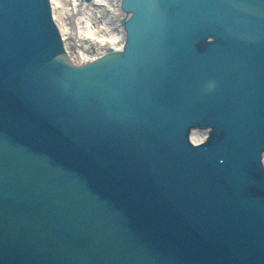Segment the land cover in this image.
Returning <instances> with one entry per match:
<instances>
[{
    "label": "water",
    "instance_id": "1",
    "mask_svg": "<svg viewBox=\"0 0 264 264\" xmlns=\"http://www.w3.org/2000/svg\"><path fill=\"white\" fill-rule=\"evenodd\" d=\"M121 1L76 65L0 0V264H264V0Z\"/></svg>",
    "mask_w": 264,
    "mask_h": 264
},
{
    "label": "bare ground",
    "instance_id": "2",
    "mask_svg": "<svg viewBox=\"0 0 264 264\" xmlns=\"http://www.w3.org/2000/svg\"><path fill=\"white\" fill-rule=\"evenodd\" d=\"M50 3L54 15L55 7L62 8L63 15L55 19V22H58L63 36V48L74 64L94 61L110 49H123L126 42L123 20L129 14L122 10L121 0H50ZM72 10L80 13L76 26L72 22ZM206 134V130L194 129L190 139L193 142L201 141Z\"/></svg>",
    "mask_w": 264,
    "mask_h": 264
},
{
    "label": "rangeland",
    "instance_id": "3",
    "mask_svg": "<svg viewBox=\"0 0 264 264\" xmlns=\"http://www.w3.org/2000/svg\"><path fill=\"white\" fill-rule=\"evenodd\" d=\"M61 7H55V16H56V18H57V20H58V17L60 16V15H63L62 14V11H61ZM72 22H73V25H75L76 26V21H77V17L80 15V13H74V11L72 10Z\"/></svg>",
    "mask_w": 264,
    "mask_h": 264
}]
</instances>
